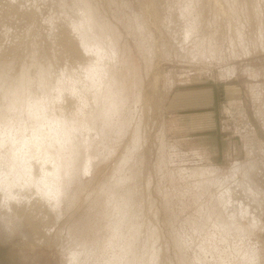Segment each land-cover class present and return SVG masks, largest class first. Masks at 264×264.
<instances>
[{
  "label": "rangeland",
  "instance_id": "rangeland-1",
  "mask_svg": "<svg viewBox=\"0 0 264 264\" xmlns=\"http://www.w3.org/2000/svg\"><path fill=\"white\" fill-rule=\"evenodd\" d=\"M32 128L59 205L39 238L0 200V264H264V0H0V139Z\"/></svg>",
  "mask_w": 264,
  "mask_h": 264
},
{
  "label": "bare ground",
  "instance_id": "bare-ground-1",
  "mask_svg": "<svg viewBox=\"0 0 264 264\" xmlns=\"http://www.w3.org/2000/svg\"><path fill=\"white\" fill-rule=\"evenodd\" d=\"M14 135L8 140L0 139V161L6 162L11 172L16 168L14 164L17 166L10 176L0 177V200L6 206L4 209L17 214L29 234L40 238L43 222L49 223L50 212L59 205L60 167L54 161V155H58L54 148L59 145L39 128H32L28 139ZM74 259L76 255L70 254L64 263L71 264Z\"/></svg>",
  "mask_w": 264,
  "mask_h": 264
}]
</instances>
